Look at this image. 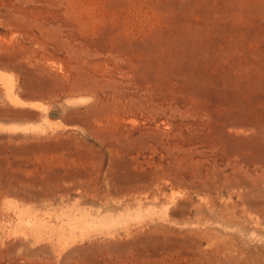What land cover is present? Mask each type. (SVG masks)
Listing matches in <instances>:
<instances>
[{"label":"rangeland","instance_id":"obj_1","mask_svg":"<svg viewBox=\"0 0 264 264\" xmlns=\"http://www.w3.org/2000/svg\"><path fill=\"white\" fill-rule=\"evenodd\" d=\"M0 264H264V0H0Z\"/></svg>","mask_w":264,"mask_h":264},{"label":"bare ground","instance_id":"obj_2","mask_svg":"<svg viewBox=\"0 0 264 264\" xmlns=\"http://www.w3.org/2000/svg\"><path fill=\"white\" fill-rule=\"evenodd\" d=\"M102 91V90H101ZM155 136V135H154ZM153 137V136H152ZM132 144V143H131ZM135 149V148H134ZM227 177H228V175H227ZM209 178V177H208ZM208 181V180H207ZM209 182V181H208ZM233 182V181H232ZM232 185V184H231ZM217 186V185H216ZM217 189H220V187L218 188V186L216 187ZM229 188L230 187H226V191H229ZM220 191V190H219ZM229 193V192H228ZM233 193V192H232ZM241 199V198H240ZM252 200V199H251ZM241 201V200H240ZM239 201V202H240ZM259 201V200H258ZM250 203V202H249ZM255 203H257V202H255ZM250 204H252V203H250ZM253 205H254V203H253ZM216 258V257H215ZM218 260V259H217Z\"/></svg>","mask_w":264,"mask_h":264},{"label":"water","instance_id":"obj_3","mask_svg":"<svg viewBox=\"0 0 264 264\" xmlns=\"http://www.w3.org/2000/svg\"><path fill=\"white\" fill-rule=\"evenodd\" d=\"M59 113H57V112H53V113H51L50 115L51 116H57Z\"/></svg>","mask_w":264,"mask_h":264}]
</instances>
